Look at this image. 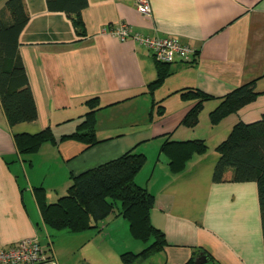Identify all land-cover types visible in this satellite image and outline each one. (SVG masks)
<instances>
[{
	"label": "crops",
	"instance_id": "crops-1",
	"mask_svg": "<svg viewBox=\"0 0 264 264\" xmlns=\"http://www.w3.org/2000/svg\"><path fill=\"white\" fill-rule=\"evenodd\" d=\"M24 2L29 19L19 52L38 118L10 127L0 103V247L35 237L44 249L51 244L62 264H121L122 253L143 250L146 243L131 236L119 215L80 233L43 228L33 192L42 186L47 201L54 202L67 192L71 175L135 147L146 162L134 180L154 195L150 219L164 231L167 244L130 264H264L256 184L212 181L215 146L235 122H252L264 113V0H149V17L138 12L136 0H88L82 10L84 38L66 13L48 10L45 0ZM120 22L143 34L175 37L196 48V57L170 63L169 76L148 93L156 78L155 59L136 42L104 32ZM252 80L261 93L217 126L208 120L215 99L205 103L194 128L179 124L192 101L173 91L194 86L222 96ZM92 96L104 106L96 113V134L104 141L81 151V143L61 136L76 128ZM153 100L165 104L161 118ZM45 127L52 128L56 142L21 156L13 133ZM167 132L175 140L205 139L208 150L174 174L159 154ZM200 252L209 256L204 263L195 262Z\"/></svg>",
	"mask_w": 264,
	"mask_h": 264
},
{
	"label": "trees",
	"instance_id": "trees-1",
	"mask_svg": "<svg viewBox=\"0 0 264 264\" xmlns=\"http://www.w3.org/2000/svg\"><path fill=\"white\" fill-rule=\"evenodd\" d=\"M45 1L48 10L62 11L71 18L79 38L86 36L82 10L88 5V0ZM28 19L24 0H6L0 8V103L10 127L34 122L38 118L37 106L19 52L20 33ZM155 62L156 78L147 87V92L151 94L170 74V62ZM173 93L192 101L179 124L194 128L199 123L207 101H218L208 114L210 125L216 126L228 115L254 101L261 91L256 90V82L252 80L222 96L211 95L194 86L183 87ZM152 104L156 107L155 115L161 118L165 114L163 100H153ZM86 105L88 109L79 116L81 120L76 128L61 136V140L71 139L81 143V151L104 141L98 139L96 134V113L104 106L98 96L88 98ZM153 115L151 111L150 119ZM162 136L164 139L159 154L166 158L174 174L182 173L193 155L204 154L208 150L205 139L175 140L170 132ZM13 138L21 156L37 152L46 142H56L51 127L35 133H13ZM215 152L218 159L212 173L214 183L256 184L264 246V113L252 122H235L227 137L215 146ZM145 162L146 155L132 147L116 158L81 174L71 175L67 192L54 202L47 201L45 188H33L44 226L55 231L80 233L99 228L108 217L119 215L127 220L131 236L146 243L145 248L138 253H122L121 264H130L138 257L148 258L161 251L167 244L165 233L150 219L155 197L134 180ZM45 248H42L43 253L49 257L51 244Z\"/></svg>",
	"mask_w": 264,
	"mask_h": 264
},
{
	"label": "built area",
	"instance_id": "built-area-1",
	"mask_svg": "<svg viewBox=\"0 0 264 264\" xmlns=\"http://www.w3.org/2000/svg\"><path fill=\"white\" fill-rule=\"evenodd\" d=\"M138 12L144 16L152 15L149 0H136ZM104 32L120 41L132 40L150 51L155 60L164 62H192L197 54L196 48L182 43L175 37L143 34L133 31L127 22L104 29ZM35 237L23 238L7 247H0V264H62L50 250L47 257Z\"/></svg>",
	"mask_w": 264,
	"mask_h": 264
},
{
	"label": "water",
	"instance_id": "water-1",
	"mask_svg": "<svg viewBox=\"0 0 264 264\" xmlns=\"http://www.w3.org/2000/svg\"><path fill=\"white\" fill-rule=\"evenodd\" d=\"M209 259V256L205 252H200V254L197 256L195 262L196 263H204Z\"/></svg>",
	"mask_w": 264,
	"mask_h": 264
},
{
	"label": "rangeland",
	"instance_id": "rangeland-1",
	"mask_svg": "<svg viewBox=\"0 0 264 264\" xmlns=\"http://www.w3.org/2000/svg\"><path fill=\"white\" fill-rule=\"evenodd\" d=\"M220 123H221V122H220ZM220 123H219V124H220ZM216 126H217V125H216ZM212 127H215V126H212ZM187 128H188V127H187ZM210 128H211V127H210ZM214 133L216 134V133H219V132L216 131V132H214ZM226 137H227V136H226ZM224 139H225V138H224ZM208 145H209V144H208ZM169 170H170V169H169ZM54 176H55V177H59V178L61 177V175H54V174H52V177H54ZM70 179H71V176H70ZM47 193H48V192H47ZM59 197H60V196H59ZM59 197H58V198H59ZM58 198H57V199H58ZM47 199H48V197H47ZM57 199H56V200H57ZM118 206H119V204H118ZM110 218H112V216L108 217L105 221L109 220ZM41 226H42L43 228H45L43 222H42ZM148 258H149V257H148Z\"/></svg>",
	"mask_w": 264,
	"mask_h": 264
}]
</instances>
